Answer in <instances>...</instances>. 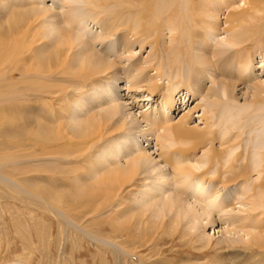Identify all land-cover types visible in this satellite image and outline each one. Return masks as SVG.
<instances>
[{"label": "bare ground", "instance_id": "obj_1", "mask_svg": "<svg viewBox=\"0 0 264 264\" xmlns=\"http://www.w3.org/2000/svg\"><path fill=\"white\" fill-rule=\"evenodd\" d=\"M21 1L0 0V117L8 119L4 108L13 102L44 106L54 99L64 110L61 94H80L70 105L64 132L60 127L51 136L53 125L32 130L39 139L62 140L68 156L59 162L74 160L70 155L77 152L86 158L84 174L64 178L78 198L92 205L100 204L99 198L108 201L96 211L112 217L123 207L125 186L140 180L137 203L147 213L129 214L118 233L158 235L166 223L176 222L196 236L192 231L210 227L211 235H220L214 241L198 234L205 254L216 243L199 264H260L252 260L264 258V117L250 109L249 94L264 95V79L252 72L247 47L264 50V0ZM146 46L151 54L140 60L136 55ZM170 55L179 57L176 71L168 67ZM263 62L264 55L262 67ZM14 72L22 89L12 82ZM95 79L103 83L93 87ZM117 80L128 84L125 94ZM179 93L188 107L183 99L176 105ZM195 95L199 99L191 105ZM64 113H55L52 122L62 123ZM22 158L0 159L2 181L17 186L1 172ZM48 204L71 222L55 200ZM222 224L230 228L214 232ZM85 234L97 244V237ZM100 240L114 247L118 258L136 255L135 264H141L143 254ZM229 241L243 242L244 251L231 249Z\"/></svg>", "mask_w": 264, "mask_h": 264}, {"label": "rangeland", "instance_id": "obj_2", "mask_svg": "<svg viewBox=\"0 0 264 264\" xmlns=\"http://www.w3.org/2000/svg\"><path fill=\"white\" fill-rule=\"evenodd\" d=\"M45 2L50 1L46 0ZM225 12V9H223V13ZM3 20L4 18H1L0 22ZM120 38L122 39V36ZM44 44V42L34 44L31 48L33 51H37ZM247 48L253 58L251 70L254 74H258L259 77L257 78L259 80H263L264 64L263 67L260 64H262L264 50L258 49V46L254 45H248ZM134 49H138V46H135ZM148 54L151 53H149V48L146 46L136 56L142 60ZM178 61L179 57L176 58L172 55L169 58L167 57L168 67L173 71H176ZM149 72L152 73L153 70ZM18 76L15 72L11 73L12 82L17 83L16 88L20 87L22 89L21 81L17 82ZM120 78H123V76H120ZM105 80L113 81L109 78H105ZM92 82L93 87L103 83L100 79H95ZM48 83L54 84L56 82L51 81ZM116 83L123 87L118 89L120 93L125 94L124 88L128 84H125V86L118 80ZM92 85L89 86L90 89ZM238 88H242V86L239 85ZM238 93L241 96L243 90L238 91ZM127 94L130 95V93ZM78 95L66 91L61 94V97L67 100L64 103V110L57 106L58 101L56 102L54 99L47 100L44 106L15 104L13 102L4 108L5 116L8 119L5 120L0 117V159L15 155H25V158L17 161L12 166L5 164V171L1 172L15 182L17 186L13 185V187L0 179V264H127L131 258L134 262L131 261L129 264L138 262L136 255L130 259L118 258L116 249L104 246L100 238L116 242L117 245L121 242L131 251L133 250L132 252L135 251L137 255L143 254L144 256L140 257L141 264H199V262L205 261L215 251L213 247L216 243L212 244L211 250L205 254L206 251L202 249V244H205V241L202 237L198 238V234H203V236L207 234L213 240L218 239L220 235V233L211 235L213 230L210 227H206L202 232L192 231L197 234L196 236L189 235L186 231H191L184 229L181 223L176 222L173 224L166 223L165 231L159 233V236L154 233L149 234L140 231H134L129 235L118 233V228H124V223L129 214L136 216L139 210L147 213L137 203V200H140L142 196L143 183L140 180H135L131 185L125 186L124 191L121 193L123 207L118 209L112 217H104L101 212L96 211L103 205H109L108 201L101 203L99 198L100 204L92 205L75 195L73 188L64 178L84 174L87 165L86 158L82 157L80 152H77L70 155V157L74 156V160L68 163L59 162V158L68 156L67 150L60 148L62 140H51V138L45 137L39 139L33 135L32 130L35 127L50 129L53 125L51 136H56V129L58 130L60 127H62L61 131L64 132V129L68 126L67 117L72 110L70 105ZM98 96L97 93V99H99ZM183 96L181 93L177 94L175 103L177 106L182 105L183 99L186 102L183 107H188L186 105L187 98H183ZM198 99L199 96L195 95L188 103L192 105L193 101ZM125 100L130 103L129 97ZM249 101L251 103L250 109L254 110V114L257 117H264V95L258 97L249 94ZM130 105L132 104L130 103ZM143 107L142 104L139 105L134 112ZM179 110L180 107H177L176 112L172 114V118L173 116L174 119L178 117ZM199 111L200 109H197L193 113L190 118L191 123L196 121L197 117L194 116ZM63 112H65L63 122L53 123L54 114ZM232 130L235 131L236 128L231 129V137L237 134L236 131L233 132ZM105 142L106 139L99 142L93 154L99 152ZM57 148L58 151H55ZM234 193L237 192H232V194ZM53 200L57 203V208L61 209L65 216L71 220L68 223L70 226L49 208L48 201ZM168 225L171 227L170 229L167 227ZM77 227L97 237V240H95L97 244H93L86 239L85 232L79 231ZM226 227L230 228L225 224L219 225L214 232L224 230ZM126 236L128 240L125 239ZM146 236H148L147 240ZM226 245L231 246L233 250L244 251L242 250L243 242L229 241ZM252 261L263 264L264 258L254 257ZM212 262L215 261H209L206 264Z\"/></svg>", "mask_w": 264, "mask_h": 264}]
</instances>
